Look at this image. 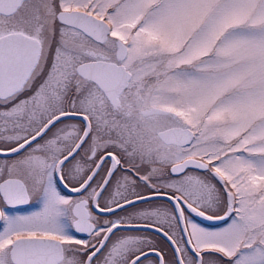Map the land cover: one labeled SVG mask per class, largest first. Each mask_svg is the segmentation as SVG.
<instances>
[{"label":"snow or ice","instance_id":"obj_1","mask_svg":"<svg viewBox=\"0 0 264 264\" xmlns=\"http://www.w3.org/2000/svg\"><path fill=\"white\" fill-rule=\"evenodd\" d=\"M0 264H264V0H0Z\"/></svg>","mask_w":264,"mask_h":264}]
</instances>
